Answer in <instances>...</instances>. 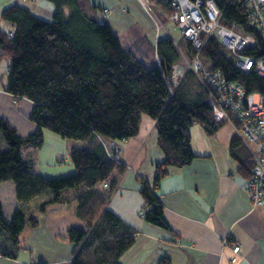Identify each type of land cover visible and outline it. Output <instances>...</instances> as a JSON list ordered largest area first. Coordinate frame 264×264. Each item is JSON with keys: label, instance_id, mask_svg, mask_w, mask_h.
Returning <instances> with one entry per match:
<instances>
[{"label": "trees", "instance_id": "16d2710c", "mask_svg": "<svg viewBox=\"0 0 264 264\" xmlns=\"http://www.w3.org/2000/svg\"><path fill=\"white\" fill-rule=\"evenodd\" d=\"M47 1L55 7L50 18L21 4L4 8L0 15L1 59L8 60L4 91L17 103L22 98L32 102L30 120L35 124L34 132L23 136L0 115V183L12 181L22 204L7 220L0 201V254L16 258L21 249H27L20 237L28 223L37 227L39 220L28 215L25 206L46 194L48 199L37 206L40 211L53 203L75 204V214L84 224L67 230L68 240L75 245L70 264H123L122 257L136 241V231L109 209L128 170L114 156L113 142L136 137L143 115L156 121L164 159L157 165L153 183L143 181L141 194L150 207L143 216L169 228L156 194L160 181L171 166L183 167L194 159L190 131L194 124L211 134L225 123L218 124L213 118L208 92L194 72L188 71L179 86L169 82L184 55L193 58L196 54L182 34L184 46L169 35L158 39L159 63L150 69L137 50L121 45L107 22L108 8L91 0ZM153 1L171 17L169 5ZM214 1L222 11L223 26H235L238 33L256 37L257 45L248 47L246 53L264 57V38L244 6L237 0ZM200 58L206 68L221 70L248 93L264 94V76L254 69L249 73L240 70L217 35L207 40ZM45 129L87 144L67 153L76 167L73 175L49 178L34 171L32 147L42 146ZM230 148L238 161V173L249 180L254 164L250 152L237 135ZM161 264L171 263L165 259Z\"/></svg>", "mask_w": 264, "mask_h": 264}, {"label": "crops", "instance_id": "0c3cea01", "mask_svg": "<svg viewBox=\"0 0 264 264\" xmlns=\"http://www.w3.org/2000/svg\"><path fill=\"white\" fill-rule=\"evenodd\" d=\"M91 1L110 10L107 22L119 38L121 30L127 31L140 21L145 37H134L127 46L139 54L148 45L152 60L159 63L155 47L163 35L156 32L147 39L156 27L139 0ZM14 4L34 8L47 18L55 9L47 0H0V15L4 8ZM1 62L0 53V75ZM0 93L11 96L6 91ZM190 131L194 159L183 167L171 166L156 190L169 228L152 224L143 216L150 210L141 194L143 181L153 183L157 165L164 159L156 121L143 115L136 137L113 142L128 170L110 200L109 209L136 231V241L122 257V263L161 264L168 259L171 264H264V207L253 205L246 188L248 180L238 173V161L230 148L235 136L233 126L224 124L210 134L200 124H194ZM0 201L5 218L10 220L22 205L16 199L12 181L0 183ZM37 206V198L25 206L27 214L39 220L37 227L27 224L20 237L27 249H21L16 258L0 254V264L71 263L75 245L68 240L67 230L84 227L75 214V205L53 203L44 212H38ZM235 243L240 244V252L232 262ZM25 250H29V255Z\"/></svg>", "mask_w": 264, "mask_h": 264}, {"label": "built area", "instance_id": "2783aa9c", "mask_svg": "<svg viewBox=\"0 0 264 264\" xmlns=\"http://www.w3.org/2000/svg\"><path fill=\"white\" fill-rule=\"evenodd\" d=\"M248 13L264 38V0H237ZM159 31L165 28L160 17L153 10L150 0H139ZM170 6V19L177 25L181 34L192 42L196 54L193 58L184 55V62L174 68L170 79L173 87L179 86L188 71L194 72L209 95L215 121L233 126L234 133L244 143L254 161L251 178L247 182V191L254 206L264 207V94L258 91L248 93L235 81L228 80L221 70L205 67L200 53L207 40L217 35L235 59L236 66L243 72L254 69L264 76V57H255L246 53V49L257 45L256 37L251 33H238L233 27L220 23L222 11L214 0H163ZM103 22V19L100 20ZM172 90V87H170ZM173 91V90H172ZM114 148V156L119 157L120 149ZM107 186V184H104ZM225 244L227 242L225 241ZM236 254L240 244L232 246Z\"/></svg>", "mask_w": 264, "mask_h": 264}, {"label": "rangeland", "instance_id": "374dc122", "mask_svg": "<svg viewBox=\"0 0 264 264\" xmlns=\"http://www.w3.org/2000/svg\"><path fill=\"white\" fill-rule=\"evenodd\" d=\"M21 3L26 2H34L38 3L39 0H19ZM152 4L153 10L157 13V15L160 17L161 22L163 23L165 28H161V31L154 30V32L151 34H147V39H150L153 34L156 32H161L163 37L166 35L171 36L172 39L176 43H181L182 46V37H181V31L177 27V25L169 18L167 17L160 7L154 3L153 0H150ZM155 24V23H154ZM156 27V25H155ZM120 32V41L121 45L127 46L130 44L132 39L134 37H140L144 36L145 31L143 30L141 26V22L137 20V23L135 25H132L130 29L127 31ZM145 44V41H144ZM147 49V50H146ZM146 50V51H145ZM139 52V57L146 63V65L151 69L156 67L157 62L152 60V53L146 45L143 48H141ZM150 52V53H149ZM7 63L8 60L6 58L2 59L1 62V70H2V85L0 87V92H4V86L6 83V73H7ZM6 69V70H5ZM5 93H0V114L2 116H5L10 123L16 127L15 125H18L19 129L16 127L18 132L26 136L35 130V124L30 120V113L32 109V102L27 98H22L19 103H17L14 100L13 96L4 95ZM44 142L42 146L40 147H32L33 154L35 156V172L41 175H44L49 178H60V177H66L69 175H73L76 173V167L73 165L70 158H67V151L71 150L73 147H77V145H74V143L82 144L83 147H87V144H85L82 141H75L72 139H63L56 133L45 129L44 130ZM61 161H64L63 163ZM48 199V195L44 194L41 197H37L38 205L41 204L43 201ZM33 205L34 202L32 203ZM75 205V204H73ZM39 212L40 210L37 209ZM42 212V211H40ZM78 220H80L78 218ZM29 224V223H28ZM30 225V224H29ZM26 251V256L29 255V250Z\"/></svg>", "mask_w": 264, "mask_h": 264}]
</instances>
